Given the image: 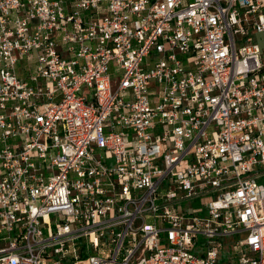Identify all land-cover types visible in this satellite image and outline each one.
<instances>
[{
    "label": "built area",
    "instance_id": "obj_1",
    "mask_svg": "<svg viewBox=\"0 0 264 264\" xmlns=\"http://www.w3.org/2000/svg\"><path fill=\"white\" fill-rule=\"evenodd\" d=\"M261 44L264 0H0V264H264Z\"/></svg>",
    "mask_w": 264,
    "mask_h": 264
},
{
    "label": "rangeland",
    "instance_id": "obj_2",
    "mask_svg": "<svg viewBox=\"0 0 264 264\" xmlns=\"http://www.w3.org/2000/svg\"><path fill=\"white\" fill-rule=\"evenodd\" d=\"M260 37V35H258ZM261 47L264 48V45L261 44ZM240 237V236H238ZM222 260H227V254H223V259Z\"/></svg>",
    "mask_w": 264,
    "mask_h": 264
}]
</instances>
